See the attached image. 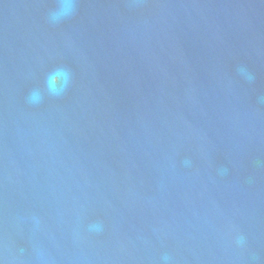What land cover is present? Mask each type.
Segmentation results:
<instances>
[{"label": "water", "instance_id": "1", "mask_svg": "<svg viewBox=\"0 0 264 264\" xmlns=\"http://www.w3.org/2000/svg\"><path fill=\"white\" fill-rule=\"evenodd\" d=\"M0 264H264V0H0Z\"/></svg>", "mask_w": 264, "mask_h": 264}, {"label": "clouds", "instance_id": "2", "mask_svg": "<svg viewBox=\"0 0 264 264\" xmlns=\"http://www.w3.org/2000/svg\"><path fill=\"white\" fill-rule=\"evenodd\" d=\"M67 12H68V10L65 9L64 12H63V14L66 15ZM59 15H60V14L52 13L50 18H51V20H52L53 22H55L56 20L59 19ZM58 74L63 75V76L65 77V79H67V75H68V74H67L66 72L61 71V72H59ZM55 79H56V77L53 76V77L51 78V82H50V83H55ZM31 99H32L33 102H39V100L41 99L39 92H38V91L34 92L33 95H32V97H31Z\"/></svg>", "mask_w": 264, "mask_h": 264}]
</instances>
